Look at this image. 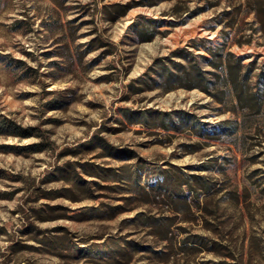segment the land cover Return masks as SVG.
Here are the masks:
<instances>
[{
    "label": "rangeland",
    "instance_id": "rangeland-1",
    "mask_svg": "<svg viewBox=\"0 0 264 264\" xmlns=\"http://www.w3.org/2000/svg\"><path fill=\"white\" fill-rule=\"evenodd\" d=\"M0 264H264V0H0Z\"/></svg>",
    "mask_w": 264,
    "mask_h": 264
},
{
    "label": "trees",
    "instance_id": "trees-1",
    "mask_svg": "<svg viewBox=\"0 0 264 264\" xmlns=\"http://www.w3.org/2000/svg\"><path fill=\"white\" fill-rule=\"evenodd\" d=\"M230 74H231V79H232L233 83L235 84L236 78L233 76V70H231V68H230Z\"/></svg>",
    "mask_w": 264,
    "mask_h": 264
}]
</instances>
